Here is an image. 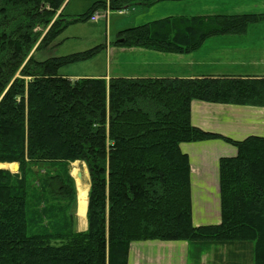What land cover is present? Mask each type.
Here are the masks:
<instances>
[{"label":"trees","instance_id":"trees-1","mask_svg":"<svg viewBox=\"0 0 264 264\" xmlns=\"http://www.w3.org/2000/svg\"><path fill=\"white\" fill-rule=\"evenodd\" d=\"M0 0V264H127L136 241H252L264 264V137L220 160L222 221L196 227L181 144L222 138L191 123L201 101L264 107V78H79L61 67L105 45L39 60L72 24L181 0ZM97 21H92L96 23ZM264 15L167 18L121 31L113 45L188 54L212 36L244 34ZM89 172L87 229H77L74 162ZM1 168V167H0ZM88 207V209H87ZM82 220V218H80Z\"/></svg>","mask_w":264,"mask_h":264},{"label":"crops","instance_id":"crops-1","mask_svg":"<svg viewBox=\"0 0 264 264\" xmlns=\"http://www.w3.org/2000/svg\"><path fill=\"white\" fill-rule=\"evenodd\" d=\"M74 0H66L63 8ZM111 14V15H110ZM264 15V0L166 1L149 8L133 7L107 19L115 22L117 37L125 29L167 18ZM110 18V19H109ZM88 22H91L87 20ZM85 21L75 24L84 23ZM92 23V22H91ZM74 25V24H72ZM90 35H99L92 31ZM105 45V44H104ZM105 58L100 77L124 78H264V21L251 24L244 34L207 38L188 54L165 53L140 47L106 44L99 53ZM99 77V78H100ZM191 123L222 138L181 144L191 165V211L194 226L218 225L222 221L220 160L237 156V148L223 139L242 141L264 137V107L193 101ZM81 220V219H79ZM78 231L87 229L81 220ZM127 264H255L252 241H136L131 244Z\"/></svg>","mask_w":264,"mask_h":264},{"label":"rangeland","instance_id":"rangeland-1","mask_svg":"<svg viewBox=\"0 0 264 264\" xmlns=\"http://www.w3.org/2000/svg\"><path fill=\"white\" fill-rule=\"evenodd\" d=\"M84 3L86 2H83L82 0H74L68 7V12L79 14L84 13L88 8V5H85ZM111 13L113 16L118 15V12ZM115 28L116 24L114 21L110 23V20L105 19H101L96 23L85 21L84 23L70 25L59 38L58 41H62L59 46L54 49L39 51L37 52L36 57L39 60H45L52 57L67 56L88 51L104 44L113 45L117 40V31H114ZM92 31L98 32L99 35H90ZM101 57V54H98L88 61L65 65L61 67L60 74H63L72 80L79 78H99L105 73L106 69L105 58H102L101 60ZM16 165L17 164L0 166V169H8L15 172L17 171ZM76 171L78 175H82V178L78 177L77 173H75ZM70 173L76 182L78 201L76 213L78 214L80 205L85 203L88 198L87 191H84V189L89 188V172L83 162L77 161L71 164ZM78 178L83 182L82 190L78 188ZM79 219L80 218L77 219V227L81 224V220Z\"/></svg>","mask_w":264,"mask_h":264},{"label":"bare ground","instance_id":"bare-ground-1","mask_svg":"<svg viewBox=\"0 0 264 264\" xmlns=\"http://www.w3.org/2000/svg\"><path fill=\"white\" fill-rule=\"evenodd\" d=\"M7 165H8V164H7ZM11 165H12V164H11ZM79 165H80V164H79ZM73 170H74V169H73ZM75 173H77V171H76ZM77 175H78V173H77ZM78 179H79V178H78ZM78 188L81 189V190H82V188H83V182H82L81 179L78 180ZM84 191H87L86 193L88 194L89 188L84 189ZM87 201H88V198H87ZM87 201H86L85 203L81 204L80 207H79V213H78V216H79V218H82V221H84L83 218L85 217V210H86Z\"/></svg>","mask_w":264,"mask_h":264},{"label":"built area","instance_id":"built-area-1","mask_svg":"<svg viewBox=\"0 0 264 264\" xmlns=\"http://www.w3.org/2000/svg\"><path fill=\"white\" fill-rule=\"evenodd\" d=\"M100 14L96 13L91 17V21H97V19H99Z\"/></svg>","mask_w":264,"mask_h":264},{"label":"water","instance_id":"water-1","mask_svg":"<svg viewBox=\"0 0 264 264\" xmlns=\"http://www.w3.org/2000/svg\"><path fill=\"white\" fill-rule=\"evenodd\" d=\"M16 166H17V170H18V169H19V165L17 164ZM78 177H80V178H81V177H82V175H81V174H79V175H78Z\"/></svg>","mask_w":264,"mask_h":264}]
</instances>
